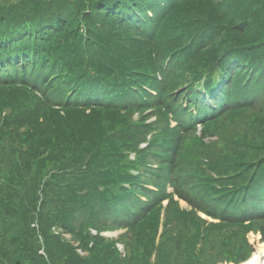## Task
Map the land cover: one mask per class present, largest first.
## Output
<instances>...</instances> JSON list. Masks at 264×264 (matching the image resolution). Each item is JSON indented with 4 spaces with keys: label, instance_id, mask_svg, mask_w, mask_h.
Wrapping results in <instances>:
<instances>
[{
    "label": "trees",
    "instance_id": "obj_1",
    "mask_svg": "<svg viewBox=\"0 0 264 264\" xmlns=\"http://www.w3.org/2000/svg\"><path fill=\"white\" fill-rule=\"evenodd\" d=\"M257 225L264 0H0V264H238Z\"/></svg>",
    "mask_w": 264,
    "mask_h": 264
},
{
    "label": "rangeland",
    "instance_id": "obj_2",
    "mask_svg": "<svg viewBox=\"0 0 264 264\" xmlns=\"http://www.w3.org/2000/svg\"><path fill=\"white\" fill-rule=\"evenodd\" d=\"M167 204V201H163V206H165ZM179 204H180V206L181 207H184V208H189V206L184 202V201H179ZM197 214L200 216V217H202L203 219H207V220H209V221H217V220H213V219H210V218H208V217H204V216H202L201 215V213L200 212H197ZM163 218H164V212L162 211V213H161V220H160V226H159V232H158V235H157V237H156V241L158 242L159 241V239H160V234H161V232H162V230H163ZM259 225V224H258ZM258 225L257 226H255V228H253V229H251V230H249L248 232H246L245 233V240L251 245V247H252V251L254 250V244H253V242H252V240H251V237H250V234L251 233H254V234H256V235H259V239L261 240V241H263L262 240V238H261V234L257 231V229H258ZM91 231H92V233L94 234V233H96V230H94V229H91ZM124 230L123 229H120V230H106V231H103V232H101V235H103V236H105V237H108V238H117V236L120 234V233H122ZM226 235V234H225ZM65 236H66V238H70L71 237V234L70 233H65ZM77 243V242H76ZM199 242H197V244H198ZM222 243H223V241L220 239V240H218L217 241V246L218 247H221V245H222ZM196 244V248H195V250H197V251H199V249L201 248V246L199 245V247H197L198 245ZM116 246H117V248L124 254L125 252H126V248L124 247V244L122 243V242H117L116 243ZM78 252L80 253V254H85L86 252L85 251H83V250H81V249H78ZM251 254H252V252H251ZM250 254V255H251ZM249 255V256H250ZM229 256V255H228ZM154 257L155 256H153V259H154ZM198 258H202V256H199ZM227 263H234V262H230V261H228V260H223V259H221V260H218V261H215L213 264H227Z\"/></svg>",
    "mask_w": 264,
    "mask_h": 264
},
{
    "label": "bare ground",
    "instance_id": "obj_3",
    "mask_svg": "<svg viewBox=\"0 0 264 264\" xmlns=\"http://www.w3.org/2000/svg\"><path fill=\"white\" fill-rule=\"evenodd\" d=\"M251 240L254 244V250L250 257L238 264H264V240L259 239V235L254 233L250 234ZM235 264V263H227Z\"/></svg>",
    "mask_w": 264,
    "mask_h": 264
}]
</instances>
